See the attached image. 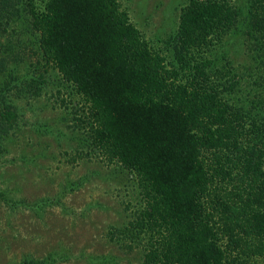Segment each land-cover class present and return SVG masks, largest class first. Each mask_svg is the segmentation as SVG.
I'll return each mask as SVG.
<instances>
[{"label": "trees", "instance_id": "trees-1", "mask_svg": "<svg viewBox=\"0 0 264 264\" xmlns=\"http://www.w3.org/2000/svg\"><path fill=\"white\" fill-rule=\"evenodd\" d=\"M238 33L250 63L217 66ZM162 44L117 0H0V156L54 71L80 144L128 174L142 264H264V0H188Z\"/></svg>", "mask_w": 264, "mask_h": 264}, {"label": "rangeland", "instance_id": "rangeland-1", "mask_svg": "<svg viewBox=\"0 0 264 264\" xmlns=\"http://www.w3.org/2000/svg\"><path fill=\"white\" fill-rule=\"evenodd\" d=\"M133 24L156 48L176 31L188 0H117ZM242 7L245 0H232ZM19 34L22 31L17 30ZM245 36L229 35L217 47L222 61L242 69ZM22 65L28 63H21ZM40 97L18 100L21 116L0 156V264L23 259L47 264H142L138 247L117 235L136 202L128 174L108 165L80 144L49 71Z\"/></svg>", "mask_w": 264, "mask_h": 264}]
</instances>
